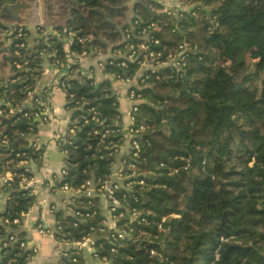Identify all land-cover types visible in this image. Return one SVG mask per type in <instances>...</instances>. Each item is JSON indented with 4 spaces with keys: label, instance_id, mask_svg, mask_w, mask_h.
I'll return each instance as SVG.
<instances>
[{
    "label": "trees",
    "instance_id": "trees-1",
    "mask_svg": "<svg viewBox=\"0 0 264 264\" xmlns=\"http://www.w3.org/2000/svg\"><path fill=\"white\" fill-rule=\"evenodd\" d=\"M129 1H134L133 22L137 24L128 43L137 44V31L155 24L152 34L159 44L153 49L161 54V61L183 43L197 50L189 56L183 78L152 77L141 90L146 102L139 106L137 120L147 127L142 141L146 162L140 164L146 187L141 191L135 187L138 201L128 197L127 202L142 213L145 222L121 220L119 226L129 223L127 229L134 230L133 239L116 244V253H111L110 243L103 238L96 243L100 257L113 260L112 264H264V71L260 70L264 67V0H179L195 6L180 19L155 0H56L59 17L48 23L59 35L50 40L51 46L40 48L55 49V60L65 63L62 36L73 31L86 39L85 46H71L79 55L88 52L89 45L107 49L118 44L114 48L123 49L127 42L119 43L128 28L123 21ZM17 2L22 8L15 19L4 7ZM30 6L24 0H0V17L22 25V14ZM47 14L52 15L49 7ZM3 29L0 24V55L4 54L0 67L8 62L17 72L7 83L0 80V100L23 107L40 77L43 58L38 54L29 58L31 70L26 72L27 47H19L24 40L13 37L11 46L3 50ZM253 57L257 58L254 67ZM121 61L107 65L105 72L116 79H132L139 64L128 62L121 68L117 65ZM16 63L21 64L20 70ZM109 80L100 87L82 76L68 80V93L84 105L75 111L79 127H73L72 144L64 147L69 155L64 182L72 187L90 178L104 180L111 173L116 154L106 145L120 138L109 136L100 144L95 130L101 127L91 112L95 108L110 126L121 125ZM68 107L75 108L76 102ZM30 124L22 114L13 116L10 123L0 122V140L6 136L11 143L9 150L0 148L5 160L25 151L38 160L39 154L34 155L26 139L36 134ZM187 161L190 167L184 170ZM174 169L178 172L170 175ZM123 194L117 196L123 199ZM11 196L5 215L12 219L33 205L19 190ZM103 220L100 211L86 221L60 218L63 230L58 238L80 241L91 227L100 228ZM7 250L0 264H27V254L18 245ZM73 255L66 264H85L81 254L76 263Z\"/></svg>",
    "mask_w": 264,
    "mask_h": 264
},
{
    "label": "built area",
    "instance_id": "built-area-1",
    "mask_svg": "<svg viewBox=\"0 0 264 264\" xmlns=\"http://www.w3.org/2000/svg\"><path fill=\"white\" fill-rule=\"evenodd\" d=\"M164 11H168L166 5L163 6ZM195 6H192V10ZM182 10V9H180ZM191 10V11H192ZM193 15L195 12H192ZM179 17H182V12H179ZM137 22H132L128 24V28L123 33V40L119 43L123 44L124 42L130 41L132 34L136 30ZM156 30V25L151 24L147 27L139 29L137 31L136 39L138 40L137 44L134 43H125L124 48H114L115 46H110L109 55L106 61L100 62L98 64L99 68L105 70L107 65H114L116 59H121L120 63H117L121 68H126L128 62H137L139 64V70H142V74L137 77V74L132 78H118L117 80L124 81L127 84H130L133 81H137V88H132L129 90V101L131 102L130 111L128 113L129 124L126 126L122 119L121 125L110 126L98 116V112L95 108L91 110L93 112L92 120L97 126H100V130H95L97 135H100V144H104L105 140L109 136H119V142H109L106 148H110L116 154L114 164L111 168V173L104 180H95L87 179L78 187H72L67 182H64L65 176L68 174V159L64 161V166L60 169L59 172L53 175L45 176V173L38 174L34 173L32 170V160L34 157L29 156L27 151L18 152L15 154V157L9 160H5L3 154H0V238L2 242V257L8 254V247L13 245H18L19 250L25 252L27 257H31L38 253L39 248L33 247L31 251H28V243L25 238L18 237V225H20V220L22 215L19 218H10L5 215L7 212V204L11 201L12 196L11 192L19 190L23 192V195L32 199H38V203L41 207H49L51 213H54L57 208L54 205H49L47 197L43 193L56 194V193H65L70 194V196L64 199V204L66 205V210L72 215V218L76 221H86L97 215V212H101L104 216L102 226L98 229L94 227L90 228V232L84 236L80 241L72 242L68 239L58 238L60 232H62L61 224L58 225L56 230L45 229L43 225L39 224L36 226V231L42 236H50L55 239L56 242L62 244H75L78 248L74 250L77 257L81 254V249H90L94 250V255L100 257V252L96 251L94 247L96 244L94 242L95 234L99 232L103 238H106L111 245V253H116L117 247L116 244L120 242H125L130 239H133L134 230L131 228L128 230L129 223H125L122 226H119V222L123 219H130V223L136 222L137 224H142L145 222L144 218H141L142 213L136 209H131L130 205L127 202V198L131 197L135 202L138 201L136 194L134 193V188L138 187L141 191L146 187L145 181L140 177L144 176L141 170V162L145 163L146 159L143 157V139L145 137V132L147 127L145 123H139L137 116L139 114V106L146 102L143 98L141 90L146 86L147 81L152 77H155L156 80H161L163 78H183L186 74V67L189 56L196 52L197 47L189 43H183L177 46L173 53H170L165 61H161V54L155 52L153 46L159 44V40L152 34ZM15 35V40H24L23 43L19 45L21 48L27 47V29L22 25H15L13 32ZM45 41L42 44L50 45V40L54 39L56 36L52 33H45ZM134 35V37H135ZM64 43L69 46L66 52V62L62 63L59 60H55V66L60 69H65L66 71L60 72L56 80H53V85L58 86L67 96L68 104L76 102V107L71 108L76 111L80 106V110L84 109V105H80L79 102L75 101L73 94L68 93V88L70 84L68 80L77 78L79 71V58L81 55L71 50V46L74 43L85 46L86 39L78 37L76 32L69 31L67 36L64 37ZM41 44V45H42ZM65 50V49H64ZM56 53L55 49L39 48L38 56L45 58L49 54ZM87 52L84 51L82 55H86ZM19 54L17 53V56ZM78 66V67H77ZM16 69H21V64L16 63ZM139 72V71H138ZM137 72V73H138ZM80 73V72H79ZM165 74V76H163ZM79 75V74H78ZM85 77L89 80H94L86 75H80L77 79ZM95 81V80H94ZM137 89L139 91H137ZM32 94V90L28 91V96ZM0 122L2 120H10L15 115L22 114L23 118H26L31 122L30 130H33L35 120L47 121L48 119L44 116L45 111L47 110L48 104L46 102L42 103L41 107L29 109L30 112H24L23 107H15L9 103H5L0 100ZM2 105H6L5 108H1ZM25 105V104H24ZM69 108V107H68ZM70 109V108H69ZM85 118V117H84ZM79 127L78 125H75ZM76 135L74 128H71ZM35 134H28L26 139L29 141V148L33 149L34 155L39 154L38 159L43 158V151L49 148V143L43 145L40 144L38 139L32 140V137ZM73 137V138H74ZM73 140V139H72ZM72 140L68 142H62L60 137L54 138L55 147L60 148L63 154H66L68 157V152L65 150L66 145H71ZM33 141V142H30ZM31 143V144H30ZM127 147V150H125ZM1 150H9L11 148V143L6 136L0 140ZM124 153V157L120 162V166L115 169V164L118 159V156ZM42 155V156H41ZM42 160V159H41ZM190 167V162L187 161L184 170H187ZM177 170H171L170 175L177 173ZM121 191H124L123 199L119 198L117 195ZM98 200V202H97ZM97 202V204H96ZM106 205V210L109 213V216L106 217L102 212L101 206ZM98 208V209H97ZM121 209L124 211L121 212ZM26 214V213H24ZM174 217H177L174 215ZM164 218L162 221H165ZM4 227V228H3ZM161 229V226H159ZM97 248V247H96ZM97 250H99L97 248ZM63 262L66 264L65 260L73 255L71 252L63 253ZM151 255H156L155 251H151ZM74 256V255H73ZM217 254L216 257H218ZM77 257H73L72 261L77 262ZM101 261L106 264H110L111 261H108L107 257H100ZM10 264V263H9Z\"/></svg>",
    "mask_w": 264,
    "mask_h": 264
},
{
    "label": "crops",
    "instance_id": "crops-1",
    "mask_svg": "<svg viewBox=\"0 0 264 264\" xmlns=\"http://www.w3.org/2000/svg\"><path fill=\"white\" fill-rule=\"evenodd\" d=\"M160 3H163V5H166V7L169 6L167 10L176 15L178 19H180L178 16L179 12H182L183 14L189 13L192 10V5L184 4L179 0H161ZM127 7L128 10L125 15L127 20L124 24H131L135 17L133 11L134 1H129L127 3ZM20 11L21 9L19 12ZM50 11L52 15L47 14L48 18L36 17V19L34 18L31 20L28 18V20H26L23 17L24 23L22 22L21 24L24 25L28 31L26 40L27 48L25 54L26 72L31 70L29 58L38 54L40 45L46 40V31L47 33H52V35L56 37L59 35L58 30L54 29L55 26L48 23L50 19H58L57 17L59 16H53V10L50 9ZM18 14L20 16V13ZM15 23L7 22L0 17V24L6 27V29L1 31V37L2 39L8 37L7 44H11L12 38L9 36L10 33L13 34L8 28V25ZM62 38L64 43V37L62 36ZM68 48L69 46L64 43L65 51ZM109 51L110 46L105 49L98 46L89 45V51L87 54L81 55L79 58V67L77 66L79 68V75L77 74V78L80 75H86L87 77L95 80L97 87H100L104 84V82L110 79L109 81H111L110 87L113 91V97L117 99V112L119 113V117L122 119L123 123L127 126L129 124L128 113L131 107V102L129 101V90L132 88H137L138 85L136 80L130 84H127L121 80H117L116 78L108 75L105 70L99 68L98 64L107 60ZM55 59L56 53L49 54L43 58L39 69L40 77L33 84L32 94L28 96L24 105L26 109H34L41 107L43 102L48 104L47 110L44 113V116L48 120H35L34 127L36 134L32 137V140L38 139L41 145L49 143V148L47 147V149L42 152V160L33 158V165H31L32 170L35 171L34 173H45V176L53 175L59 172L65 164L64 161H66L69 157V155L67 157L66 154H63L60 148L55 147L54 138L60 137L62 142H68L72 140L74 133L71 128H73L75 125H78V119L75 118V111L68 108V101L65 92H63L58 86L53 85V80H56L59 73L66 71L65 69H60L55 66ZM0 63H2V60H0ZM16 72L17 71L15 68L6 62L5 67H0V80H4V82L7 83L11 80L13 75L16 74ZM141 74L142 70H139L137 77ZM2 101L5 102L4 100ZM125 150H127V147H125ZM124 153L125 152H122L118 156L115 169L120 166V162L124 157ZM62 154L65 156V160L60 157ZM56 155L59 157L57 158ZM43 195L47 197L49 205H54L57 210L54 213H51L49 207H41L38 203V199L35 198L33 205L29 208V211L22 215L17 232L18 234L23 235V238L27 240L28 251H31L33 247L39 248L37 254L27 257V264H62V254L68 252L72 253L78 247L75 244H62L56 242L55 239L50 236L40 235L35 229L37 225L41 224L45 229L56 230L58 225L61 223L60 218H62L63 221L72 218V215L65 209L66 205L64 204V199L68 198L70 194L60 192L56 194L43 193ZM103 205L104 207L101 206L103 211L102 213L108 217L109 213L106 210V205ZM102 239V236L96 235L94 237L95 244ZM2 242L3 240L0 238V248H2ZM96 247H94L96 251H99ZM80 252L85 264H106L101 261L100 257L94 255V250L84 248L81 249Z\"/></svg>",
    "mask_w": 264,
    "mask_h": 264
},
{
    "label": "rangeland",
    "instance_id": "rangeland-1",
    "mask_svg": "<svg viewBox=\"0 0 264 264\" xmlns=\"http://www.w3.org/2000/svg\"><path fill=\"white\" fill-rule=\"evenodd\" d=\"M155 1L158 2V3L161 2V0H159V1L158 0H155ZM24 2L26 4H31L30 8L28 10L26 9L24 11V13L22 14V16L26 20H28V18L31 19V20L34 19V18L36 19V17L46 18V16H45V9L46 8L48 9V7L51 9L52 7H50V6H53V9H51V10H53V16H57L56 13H57L58 5L55 4L56 0L51 1V5L50 6H49L50 1H44V0H34V1L24 0ZM47 3H48V7L46 6ZM161 5L164 6L163 3H161ZM128 6H132V5H128ZM20 9H21V7H20ZM126 20H127V18H125V20L123 21V23H125ZM15 24L17 25L18 23H15ZM13 37H15L14 34H12L11 38L13 39ZM1 42H3V45H2V49L3 50H7L11 46V44H12V41H11V44H7V42H4L2 38H1ZM3 56H4V54L3 55H0V60H3ZM256 62H257V58L256 57H253L252 58V64H254L253 67L255 66ZM260 70L261 71H264V67L261 68Z\"/></svg>",
    "mask_w": 264,
    "mask_h": 264
},
{
    "label": "water",
    "instance_id": "water-1",
    "mask_svg": "<svg viewBox=\"0 0 264 264\" xmlns=\"http://www.w3.org/2000/svg\"><path fill=\"white\" fill-rule=\"evenodd\" d=\"M20 7H21V3L17 2L16 4H12V5L7 4V5H5L4 8H5L6 11L11 12L15 19H18V17H19L18 13H19ZM14 27H15V24L8 25V28L11 30V32H13ZM11 36H12V34L10 33L9 37H11ZM7 39H8V37H5L3 39V41L7 42ZM8 123H10V120H8ZM171 123L172 124L174 123V117L173 116L171 117ZM52 157H54V156H52ZM56 157L58 158L59 156L56 155ZM60 157L63 158V159L65 158V156L63 154ZM32 164H33V162H32ZM2 258H3L2 257V248H0V263L2 261ZM112 263H113V260H111V264Z\"/></svg>",
    "mask_w": 264,
    "mask_h": 264
}]
</instances>
